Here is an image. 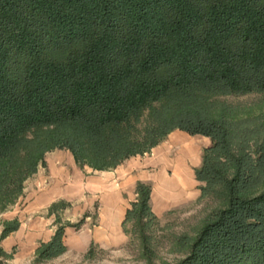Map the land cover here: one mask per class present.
Returning a JSON list of instances; mask_svg holds the SVG:
<instances>
[{
  "label": "trees",
  "instance_id": "16d2710c",
  "mask_svg": "<svg viewBox=\"0 0 264 264\" xmlns=\"http://www.w3.org/2000/svg\"><path fill=\"white\" fill-rule=\"evenodd\" d=\"M249 92H264V0H0V213L48 150L108 169L179 128L210 138L195 177L216 205L163 264H264V109L220 98ZM136 192L122 224L146 251L157 216L150 185ZM1 224L0 239L19 220ZM64 227L36 259L66 249Z\"/></svg>",
  "mask_w": 264,
  "mask_h": 264
},
{
  "label": "crops",
  "instance_id": "0c3cea01",
  "mask_svg": "<svg viewBox=\"0 0 264 264\" xmlns=\"http://www.w3.org/2000/svg\"><path fill=\"white\" fill-rule=\"evenodd\" d=\"M171 131H175L174 136L166 144L154 147V152L148 160L141 157L142 153H137L108 169L78 164L67 148L49 150L37 170L26 179L23 191L14 203L13 214L6 217H17L19 220L17 228L0 240L7 238L13 231L21 234L26 226H29V236L35 241L33 247L35 255L36 247L41 242L49 240L59 224H65L63 240L66 245L64 237L67 227L77 226L85 219L91 218L92 215L86 210L92 207L95 200H98L99 205L95 212L97 223L93 224L94 237L110 239L112 230H116L117 225L122 224L126 209L131 207L122 200L121 189L134 184L136 192V184L139 181L150 185L151 209L156 216L161 214L172 202L192 193L193 181L189 168L193 166L192 172L195 177V167L201 162L198 149L201 148L203 151L210 141L205 135H201L205 140H193L190 135L194 134L179 128ZM178 144L179 147L173 149ZM149 165H162L164 169L148 174L146 167ZM166 166L172 168L171 174L167 173ZM195 179L199 181L196 177ZM77 201L83 203H81L83 215L77 222L63 220L61 214L66 215L68 207H74ZM27 214H30L29 218ZM14 247L12 245V249ZM2 249L7 253H13V250L7 251L3 247Z\"/></svg>",
  "mask_w": 264,
  "mask_h": 264
},
{
  "label": "rangeland",
  "instance_id": "374dc122",
  "mask_svg": "<svg viewBox=\"0 0 264 264\" xmlns=\"http://www.w3.org/2000/svg\"><path fill=\"white\" fill-rule=\"evenodd\" d=\"M220 98L247 108L251 107L253 111H258L260 108L264 109V92L226 94L221 95ZM174 133L175 131L169 132L157 145L144 151L141 157L148 160L156 146L162 145V143L166 144L174 136ZM190 138L205 140L200 134L190 135ZM203 144L202 142L201 146ZM177 147H179V144L173 149L176 150ZM168 151L170 153V149ZM198 153L199 159H201V148L198 149ZM192 167L189 168L193 181L192 193L172 202L167 210L157 215V219L151 220L146 226L145 231L151 239L149 250H142L138 233L131 231V220H128L125 226L123 224L117 225L116 230H112L110 239H97L94 237L95 227L93 224L97 223L95 212L99 205L98 200H95L92 207L86 210L92 215L91 218L85 219L77 226L67 227L64 237L66 249L62 253L47 259H36L33 253L35 241L30 238L29 226H26L23 233L13 231L7 238L0 240V244L5 250H13V253L8 255L7 253H0V264H163L166 262L174 263L182 259L189 252L192 239L216 205V200L211 195H200V185L204 182L201 180L196 181ZM163 169L164 166L162 165H149L146 167L148 174ZM165 169L168 174L172 173V168L169 166H166ZM150 183L152 186V181ZM121 195L122 200L131 206V201L135 200L137 196L134 184L121 189ZM14 203L0 213V229L2 228L1 220L13 214ZM81 203L77 201L74 207H68L67 214H61L62 219L77 222L83 215V205ZM77 205L81 206L77 207ZM29 216L30 214H27V218ZM54 225L56 226L55 223ZM12 245L15 246L13 249Z\"/></svg>",
  "mask_w": 264,
  "mask_h": 264
},
{
  "label": "bare ground",
  "instance_id": "6f19581e",
  "mask_svg": "<svg viewBox=\"0 0 264 264\" xmlns=\"http://www.w3.org/2000/svg\"><path fill=\"white\" fill-rule=\"evenodd\" d=\"M188 150V149H187Z\"/></svg>",
  "mask_w": 264,
  "mask_h": 264
}]
</instances>
